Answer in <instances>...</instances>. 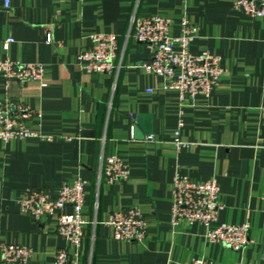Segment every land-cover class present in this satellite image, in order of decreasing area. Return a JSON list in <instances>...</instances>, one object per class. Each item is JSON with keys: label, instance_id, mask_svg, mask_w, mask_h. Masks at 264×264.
I'll use <instances>...</instances> for the list:
<instances>
[{"label": "crops", "instance_id": "1", "mask_svg": "<svg viewBox=\"0 0 264 264\" xmlns=\"http://www.w3.org/2000/svg\"><path fill=\"white\" fill-rule=\"evenodd\" d=\"M151 16L168 18L174 37L187 19L197 28L189 51L220 57L223 72L208 96L181 105L176 90L142 68L150 52L133 38L131 21ZM92 33L116 36V74L80 68ZM6 58L42 64L46 86L0 76V100L39 114L28 123L37 137L0 141V245L30 248L28 264H54L57 249L74 252L56 234L55 215L37 222L18 202L27 189L54 197L80 178L85 224L77 264H186L198 256L264 264V18L234 9L232 0H11L9 10L0 0V60ZM176 139L185 145L178 149ZM107 156L126 164L127 180L105 181L100 170ZM177 173L215 180L223 205L215 225L246 222L252 243L235 252L209 242L201 224L172 228ZM130 207L147 224L141 243L114 240L106 224L111 212Z\"/></svg>", "mask_w": 264, "mask_h": 264}, {"label": "built area", "instance_id": "2", "mask_svg": "<svg viewBox=\"0 0 264 264\" xmlns=\"http://www.w3.org/2000/svg\"><path fill=\"white\" fill-rule=\"evenodd\" d=\"M82 2L84 0H76ZM234 9L257 19L264 18V0H232ZM4 10H9L11 0H2ZM170 20L161 16L132 18L133 38L144 44L150 52L149 62L142 68L164 81L165 89L178 92L180 104L193 100L202 94L208 96L217 86L223 70L220 57L203 51L192 54L189 45L196 37L197 28L187 19L180 22V35L169 34ZM90 46L78 56L80 68L88 73L116 74L117 38L108 33H92ZM8 39L4 48L11 42ZM51 42V35L45 36ZM0 76L11 81H38L42 87L44 68L40 63H19L10 59L0 60ZM39 114L22 103L0 100V141L37 137L28 123ZM178 149L185 144L175 140ZM107 183L124 181L129 178V169L116 156H107L100 170ZM20 211L37 222L48 216H56V234L74 248L68 253L57 249L53 254L54 264H77L78 248L82 239V218L84 204V181L76 178L62 184L56 196L52 197L43 189H27L18 202ZM66 207L70 213L63 212ZM223 208L220 200V187L215 180L195 182L179 173L173 177L170 224L176 228L181 222L198 223L205 228V238L232 251L239 252L252 243L248 235V223H221L215 225L219 211ZM113 229V239L141 243L145 240L147 224L137 208H120L108 215L106 222ZM1 264H28L32 250L18 244H1ZM186 264H219L203 256H198Z\"/></svg>", "mask_w": 264, "mask_h": 264}, {"label": "water", "instance_id": "3", "mask_svg": "<svg viewBox=\"0 0 264 264\" xmlns=\"http://www.w3.org/2000/svg\"><path fill=\"white\" fill-rule=\"evenodd\" d=\"M140 119V117L138 118V120ZM140 122V121H139ZM140 124V123H139ZM143 131H144V133H146V134H149L150 133V129H149V125L148 124H146V126L145 127H143ZM133 135L135 136V138H137V139H142L143 138V135L138 131V129H137V127H135L134 129H133Z\"/></svg>", "mask_w": 264, "mask_h": 264}]
</instances>
